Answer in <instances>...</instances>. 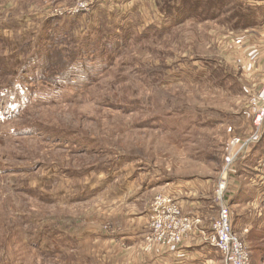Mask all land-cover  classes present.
<instances>
[{
  "label": "rangeland",
  "instance_id": "1",
  "mask_svg": "<svg viewBox=\"0 0 264 264\" xmlns=\"http://www.w3.org/2000/svg\"><path fill=\"white\" fill-rule=\"evenodd\" d=\"M168 2L0 0V100L27 92L21 102L0 104V264H77L72 256L82 250L84 264H149L190 239L205 243L228 165L230 231L250 264H264V103L254 102L264 90V0ZM174 7L187 12L163 18ZM150 22L159 25L140 30ZM53 52L90 70L75 79L53 70L22 74L33 59L52 57L48 67H58ZM109 170L154 188L123 207L129 215L144 216L167 188L194 186L190 195L175 192L184 215V205L195 210L181 243L154 241L148 211V236L138 248L96 240L42 257L34 219L63 236L96 225L107 231L114 223L101 218L122 207L104 200L47 206L40 191L70 193ZM57 175L71 181L48 188L46 178ZM177 231L166 223L160 235Z\"/></svg>",
  "mask_w": 264,
  "mask_h": 264
},
{
  "label": "crops",
  "instance_id": "2",
  "mask_svg": "<svg viewBox=\"0 0 264 264\" xmlns=\"http://www.w3.org/2000/svg\"><path fill=\"white\" fill-rule=\"evenodd\" d=\"M130 7H132V5ZM113 11H115V9H113ZM163 18L170 21V18L166 16H164ZM155 22H150L151 25L148 24L143 25V27L140 30L151 29V27L154 25L158 26L159 22L158 23ZM115 174L116 173L111 171L107 174L96 176L95 178L96 180H89L84 184H80L79 188L81 190L78 193L75 192L78 191L79 188L76 191L72 190L70 193L68 190H62L57 192L56 194L45 193L40 191L39 193L40 202L47 206L62 205V206L72 207L78 204H89V203H94L96 201L102 202V200H104L112 204L119 203L121 204L122 207V212L120 214L111 216L112 219L115 220L114 222L109 217L101 218L110 223H114L112 224L114 226L113 229L107 231L100 230L99 228H97L96 225V227L90 226L89 228H80L78 229L80 230L78 232L69 233V236H63V235H59L52 229H49V227L51 226L45 220L39 221L38 219H34L33 220L34 224H32V227L34 228H37L38 226L41 227L39 231L35 232V236H40L41 241L40 243L37 241H33L32 237H31L32 239L31 241H33L35 245L38 247V249L40 250V255L42 257H47V258H55L53 256L63 257L66 256V254H61V253L64 252L67 248L72 246H74L75 248L77 246L81 247L86 244H91L96 240L104 243L103 245H109L110 243H119L120 245H124L130 249L138 248L146 241L149 227L147 225V221L144 220L145 219L144 217H146L147 219L149 210L148 209L146 210L144 216H139V214L129 215L126 213L124 214L123 207H128V206L134 207L135 205L139 204L142 201V199L146 197V195H150L154 191V188H148L147 186L141 184L137 178L131 181H119L117 178L118 177L117 174L116 175ZM60 176L61 175L56 176L55 182L54 180L52 181L49 178H46V180L48 181V185H51V187L48 188H52L54 185L57 184H59V186L61 185L64 186L66 181H71V180H60ZM49 177H53V175L51 174ZM86 179H92V177L88 175V177L85 178L84 180ZM184 188L185 189L183 190L181 185H177L175 187L172 186L170 189L167 188L168 189L167 191L164 190V193L173 195L174 198L177 201H179L175 197L176 193L178 195H181L183 192H185L186 195H190L193 192L194 186H191L190 184V185H185ZM35 193L37 194L36 190ZM36 194H34L33 198L36 197ZM189 207H190L189 205H184L183 208L184 210L188 211L186 212V214H193L195 210L192 207L190 208ZM209 220L206 218L207 222ZM38 221L40 222L39 225L37 224ZM117 222L119 223V225ZM45 223L47 224L45 225ZM54 238L64 239L63 243L55 244V242L53 241ZM55 248H56V252L53 251ZM82 251H80L78 255L72 256L74 261L76 260L77 264H84L83 261L77 258L79 256L84 257V255H86ZM95 260H97V264H98V258H95ZM108 260L112 261L110 257L108 258ZM150 261L151 263L149 264H229V262L226 260V258L223 255H221V253H219L214 247L210 246L209 244L204 243L201 238L197 240L196 238L190 239V242L186 243L178 250L173 252H168L159 260L152 259ZM100 264H105V262L101 261Z\"/></svg>",
  "mask_w": 264,
  "mask_h": 264
},
{
  "label": "built area",
  "instance_id": "3",
  "mask_svg": "<svg viewBox=\"0 0 264 264\" xmlns=\"http://www.w3.org/2000/svg\"><path fill=\"white\" fill-rule=\"evenodd\" d=\"M254 102L255 104L264 103V90ZM260 112L261 114L258 116V120L264 117V108ZM230 167L231 166L228 165L224 170L220 179V188L218 187L216 190V198L218 201L217 205L220 211L218 217L210 226L209 235L205 243L214 247L219 253H221L229 264H250L249 258L247 254H245L243 246L230 231V211L224 202V190L227 185ZM155 200V206L149 210V217L152 221L151 227L154 231V241L164 245L180 244L181 236L190 229V225L192 224L194 218L191 214L184 215V213H182V206L171 194L164 193L158 195ZM166 223L175 225L178 231L176 233L172 232L167 236L160 235V232L163 231ZM184 225H188V230L184 229ZM205 230L206 229H202L201 234H205Z\"/></svg>",
  "mask_w": 264,
  "mask_h": 264
},
{
  "label": "trees",
  "instance_id": "4",
  "mask_svg": "<svg viewBox=\"0 0 264 264\" xmlns=\"http://www.w3.org/2000/svg\"><path fill=\"white\" fill-rule=\"evenodd\" d=\"M174 1H177V0H169V2L167 4H171V3H176ZM175 5V4H174ZM166 14L164 13V15L172 20H179L181 18L182 15H185V13L187 12V9H183V8H180V7H174L173 9H170V10H167L165 11ZM61 52H53L51 55H57L59 56V59H60V62H59V65L58 67H52V66H56V64H52L51 67H48L51 63V60H53L52 57H48L47 59H43V60H40V61H36L38 59H33V60H29L26 62V64L24 65V68L21 70L22 71V74L24 76L27 77V72L29 69H32V70H40V72L34 76V77H38L40 74H42V72H46V70H53L51 72H54L58 75H66L68 78L70 79H75L77 77H80L84 72H87L90 70V68L84 63H77V64H69L68 62H63L61 60V55H60ZM36 61V62H35ZM60 64H64V65H60ZM50 72V71H49ZM34 77L30 78V79H34ZM14 89L17 90V87L16 85L14 86ZM27 95V92L26 93H21V92H14L13 96H9L10 99L7 101L6 98H4L3 100H0V104L4 105V102H6V104H12V103H15L16 100H19L20 102L24 100V96ZM11 100H14L12 103H10Z\"/></svg>",
  "mask_w": 264,
  "mask_h": 264
}]
</instances>
